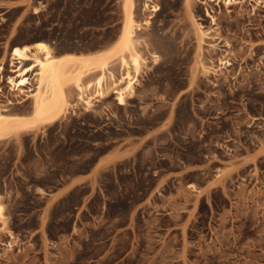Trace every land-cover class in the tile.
Listing matches in <instances>:
<instances>
[{
	"label": "rangeland",
	"instance_id": "obj_1",
	"mask_svg": "<svg viewBox=\"0 0 264 264\" xmlns=\"http://www.w3.org/2000/svg\"><path fill=\"white\" fill-rule=\"evenodd\" d=\"M9 1L0 63L36 42L95 53L122 26V0ZM151 2L135 0L151 18L125 106L75 92L61 119L32 122L15 68L0 72V114L31 123L0 139V264H264V0Z\"/></svg>",
	"mask_w": 264,
	"mask_h": 264
},
{
	"label": "bare ground",
	"instance_id": "obj_2",
	"mask_svg": "<svg viewBox=\"0 0 264 264\" xmlns=\"http://www.w3.org/2000/svg\"><path fill=\"white\" fill-rule=\"evenodd\" d=\"M149 3H152L151 0H144V9L157 12L156 5L150 6ZM122 12L119 36L110 46L95 53L88 55L66 53L58 56L55 55L54 48L45 42H36L20 48L13 47L10 50L5 61L0 63V72L7 63L15 68L10 72L17 75L7 78L6 82L10 86V92L15 96L23 97V102L30 100L32 122L37 120L50 124L61 119L70 108L75 107L73 101L70 102V96L75 98V92L76 98L85 109L92 107L93 101L100 102L109 94L115 96L113 100L116 105H126L127 98L134 94L141 68L145 64V59L138 49L137 31L142 25H147L151 17L142 24L135 20V0H122ZM196 31L199 37L198 47L201 49L206 34L201 31L199 25H196ZM151 59L156 63L158 56L151 54ZM26 62L33 64L23 68ZM199 66L203 73L217 71L202 62ZM217 68L221 70L220 67ZM30 79L36 83V91L33 94H30L32 85ZM9 118L12 117L0 114V139L31 126V123L29 127L26 126L25 119L21 121L15 117ZM3 213L4 207L0 200V221L4 219Z\"/></svg>",
	"mask_w": 264,
	"mask_h": 264
},
{
	"label": "crops",
	"instance_id": "obj_3",
	"mask_svg": "<svg viewBox=\"0 0 264 264\" xmlns=\"http://www.w3.org/2000/svg\"><path fill=\"white\" fill-rule=\"evenodd\" d=\"M26 0H10V8L24 6Z\"/></svg>",
	"mask_w": 264,
	"mask_h": 264
}]
</instances>
